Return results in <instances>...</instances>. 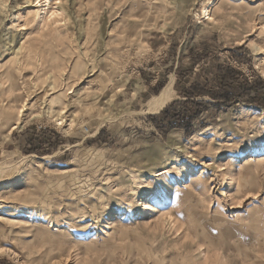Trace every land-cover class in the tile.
I'll use <instances>...</instances> for the list:
<instances>
[{
  "label": "rangeland",
  "instance_id": "obj_1",
  "mask_svg": "<svg viewBox=\"0 0 264 264\" xmlns=\"http://www.w3.org/2000/svg\"><path fill=\"white\" fill-rule=\"evenodd\" d=\"M49 3L0 0V264H264V107L155 126L190 48L264 82V0Z\"/></svg>",
  "mask_w": 264,
  "mask_h": 264
},
{
  "label": "trees",
  "instance_id": "obj_2",
  "mask_svg": "<svg viewBox=\"0 0 264 264\" xmlns=\"http://www.w3.org/2000/svg\"><path fill=\"white\" fill-rule=\"evenodd\" d=\"M245 52L242 47L230 50L229 59L236 64L243 63ZM186 57L189 61L184 71L182 62ZM177 63L174 89L182 101H173L159 113L157 118L160 120L155 126L163 135L179 129L184 132L185 137H190L205 128L203 123L199 127H194V123L208 111L218 115L240 103L264 107V82L258 77L251 81L237 67L219 63L208 46L190 48L188 55H180ZM196 66L199 67V72L194 79H190L189 74ZM163 86L164 81H158L154 94ZM179 106L181 108L177 109ZM29 142L32 143L28 141V144Z\"/></svg>",
  "mask_w": 264,
  "mask_h": 264
},
{
  "label": "bare ground",
  "instance_id": "obj_3",
  "mask_svg": "<svg viewBox=\"0 0 264 264\" xmlns=\"http://www.w3.org/2000/svg\"><path fill=\"white\" fill-rule=\"evenodd\" d=\"M26 3H36V6L35 7H41L39 3H41V0H25ZM52 2V1H51ZM3 3V2H2ZM43 3L44 5L43 6H46L48 7V11L47 12H44L43 10L38 13H36V16H40L41 14L44 16V15H48V18H50L51 20H53V18L56 17L57 15V11L56 10H51V5L49 3V0H43ZM195 3V2H194ZM57 8V7H56ZM58 9V8H57ZM209 18L211 17V14L209 13L208 14ZM43 20V18H41ZM72 65V64H71ZM70 65V66H71ZM1 74V73H0ZM3 74H1L2 76ZM6 75H9V73H6ZM5 77V76H4ZM10 90V89H9ZM8 91V90H7ZM172 97H173V90L171 88V83L167 84L162 90L161 92L154 96L150 101H148L146 103V108L144 110V113H149V114H156V113H159V111H161L171 100H172ZM17 103V102H16ZM21 108V106H20ZM18 108V109H20ZM23 112V111H22ZM24 121V120H23ZM177 143V140L176 138L172 137L171 139V146L174 147ZM264 151V150H263ZM260 157V156H259ZM262 157V156H261ZM257 158V157H256ZM255 158V159H256ZM256 161V160H255ZM257 164H260V165H263L264 166V158L259 160L256 162ZM249 164V163H248ZM246 171V170H245ZM166 171H162L161 173H158L156 174L155 176L156 177H159L163 174H165ZM168 179V178H166ZM153 190V189H152ZM155 195V194H154ZM154 197V196H152ZM169 197V196H168ZM164 198V197H163ZM148 207L146 211H152L149 206H146ZM147 213V212H146ZM151 217V216H150ZM0 253H4V251L2 250V248H0Z\"/></svg>",
  "mask_w": 264,
  "mask_h": 264
},
{
  "label": "crops",
  "instance_id": "obj_4",
  "mask_svg": "<svg viewBox=\"0 0 264 264\" xmlns=\"http://www.w3.org/2000/svg\"><path fill=\"white\" fill-rule=\"evenodd\" d=\"M151 91H152V89L149 88V89H148V92H147V95H145V97H148L149 95L151 96ZM150 96H149V97H150ZM157 121H158V120H157Z\"/></svg>",
  "mask_w": 264,
  "mask_h": 264
}]
</instances>
